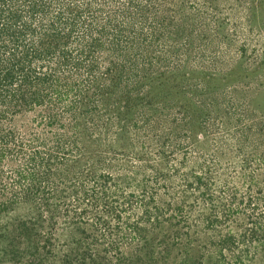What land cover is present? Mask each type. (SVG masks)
<instances>
[{
	"label": "trees",
	"instance_id": "obj_1",
	"mask_svg": "<svg viewBox=\"0 0 264 264\" xmlns=\"http://www.w3.org/2000/svg\"><path fill=\"white\" fill-rule=\"evenodd\" d=\"M187 1L0 0V212L28 204L32 215L47 219L51 234L64 220L90 225L94 232L86 236L96 250L105 249L107 238L113 244L109 220L121 223L124 207L108 202L113 174H94L89 168L106 169L111 161V150L102 147L112 128L103 129L96 113L103 106V112L120 120L122 112H131V127L138 131L140 124L149 130L161 127L159 118L191 131V110L158 100L154 90L156 82L169 81L186 65L204 73L178 74L196 97L205 131L219 133L225 118H233L240 124L233 134L240 153L250 157L247 147L255 150L264 143V120L252 108L264 79L255 82L247 75L213 85L208 80L235 63L233 49L241 34L220 28L224 12L219 2L195 1L180 10ZM242 43L245 49L248 40ZM252 49L253 62L260 61ZM157 107L161 114H155ZM32 111L35 116H28ZM83 115L84 128L96 132L101 144L95 151L80 140ZM81 193L90 202L86 206ZM61 197L73 198L81 208L61 211ZM93 208H102L110 219L96 212L91 216Z\"/></svg>",
	"mask_w": 264,
	"mask_h": 264
},
{
	"label": "rangeland",
	"instance_id": "obj_2",
	"mask_svg": "<svg viewBox=\"0 0 264 264\" xmlns=\"http://www.w3.org/2000/svg\"><path fill=\"white\" fill-rule=\"evenodd\" d=\"M195 1L205 0L187 1L180 4V10H187ZM211 1L219 2L224 12L220 28H233L241 37L233 49L235 63L217 71L215 78H209L210 85L247 75L261 82L264 0ZM244 38L248 45L241 49ZM251 47H256L260 61L253 62L250 56L256 53ZM189 72L204 75L200 69L191 71L189 65L178 73L189 75ZM178 73L169 81L160 79L154 90L158 100L191 110L194 120L191 131L167 118H159L161 127L149 130L140 124L138 131L131 127V112H122L120 120H114L111 112H103V106L96 113L103 129L112 128L106 147H102L111 150V161L106 169L89 168L94 174L102 170L113 174L112 183L108 184L111 192L108 202L118 209L124 207L119 209L123 220L117 223L116 219L106 217L102 208H93L89 213L110 219L113 244H107L110 242L107 238L105 249L96 250L92 238L86 236L87 232H94L90 225L64 220L51 234L47 219L32 215L31 208L24 204L16 210L0 212V264H92L91 257L101 264H264V143L255 150L247 147L252 157L240 153L241 146L233 135L240 124L233 118H225L219 133L206 132L196 97L188 93L182 82L184 75ZM160 108L154 110L155 114H161ZM252 108L264 120V88L255 94ZM35 112H29L28 116H35ZM81 122L80 140L90 150L99 149L97 133L91 134L84 128L88 124L84 115ZM249 136L252 140L256 138L255 134ZM80 196L82 206H86L87 198L82 193ZM58 201L63 206L61 211L81 208L73 198L61 197ZM145 208L150 210L151 220L145 215ZM41 212L45 217L46 212ZM116 244L118 247H111Z\"/></svg>",
	"mask_w": 264,
	"mask_h": 264
}]
</instances>
